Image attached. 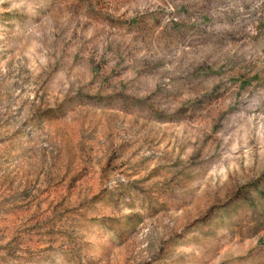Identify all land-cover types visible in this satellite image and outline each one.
<instances>
[{
	"label": "rangeland",
	"instance_id": "obj_1",
	"mask_svg": "<svg viewBox=\"0 0 264 264\" xmlns=\"http://www.w3.org/2000/svg\"><path fill=\"white\" fill-rule=\"evenodd\" d=\"M0 264H264V0H0Z\"/></svg>",
	"mask_w": 264,
	"mask_h": 264
}]
</instances>
